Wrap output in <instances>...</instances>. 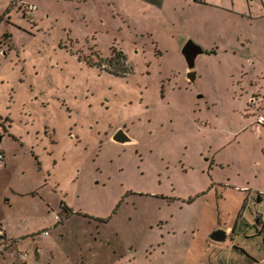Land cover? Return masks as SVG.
Wrapping results in <instances>:
<instances>
[{
	"label": "rangeland",
	"instance_id": "obj_1",
	"mask_svg": "<svg viewBox=\"0 0 264 264\" xmlns=\"http://www.w3.org/2000/svg\"><path fill=\"white\" fill-rule=\"evenodd\" d=\"M261 115L264 0H0V264H264Z\"/></svg>",
	"mask_w": 264,
	"mask_h": 264
},
{
	"label": "water",
	"instance_id": "obj_2",
	"mask_svg": "<svg viewBox=\"0 0 264 264\" xmlns=\"http://www.w3.org/2000/svg\"><path fill=\"white\" fill-rule=\"evenodd\" d=\"M181 53L187 64L189 72L187 73V78L191 83H194L197 79V72L195 71L196 59L199 55L204 53V49L201 45L197 44L193 40H188L182 47ZM113 140L120 144H125L130 142V138L123 130H119L113 137ZM228 236V231L222 228H218L214 231L210 238L215 242H223Z\"/></svg>",
	"mask_w": 264,
	"mask_h": 264
},
{
	"label": "trees",
	"instance_id": "obj_3",
	"mask_svg": "<svg viewBox=\"0 0 264 264\" xmlns=\"http://www.w3.org/2000/svg\"><path fill=\"white\" fill-rule=\"evenodd\" d=\"M196 3L200 2V0H194ZM79 60H82L81 57L79 56ZM85 62L87 63V65H89L90 67H93L95 64L91 61V60H85ZM106 62L109 64V66L111 67L109 69V67H105V71L111 73L112 75H115L117 77H124L127 76L128 74L131 73V69L127 68L124 66L125 62H126V58L120 53L116 54L115 56H113L111 59L106 60ZM117 66H121V70L118 69ZM107 68V69H106ZM172 200V199H170ZM192 199L188 201V204L192 203ZM119 206V205H118ZM117 206V207H118ZM117 207L115 210H117ZM63 211L65 210L66 212H70V209L67 208L65 205H63ZM111 218H97V220H100L102 222H108Z\"/></svg>",
	"mask_w": 264,
	"mask_h": 264
},
{
	"label": "built area",
	"instance_id": "obj_4",
	"mask_svg": "<svg viewBox=\"0 0 264 264\" xmlns=\"http://www.w3.org/2000/svg\"><path fill=\"white\" fill-rule=\"evenodd\" d=\"M32 9H36L33 7ZM258 122L264 125V115L259 116ZM5 161V155L0 152V165Z\"/></svg>",
	"mask_w": 264,
	"mask_h": 264
},
{
	"label": "flooded vegetation",
	"instance_id": "obj_5",
	"mask_svg": "<svg viewBox=\"0 0 264 264\" xmlns=\"http://www.w3.org/2000/svg\"><path fill=\"white\" fill-rule=\"evenodd\" d=\"M194 42H195V41H194ZM197 44H198V43H197ZM203 54H206V55H215L216 52L213 51V50H212V51L204 50V53H203ZM182 56H183V55H182ZM183 58H184V57H183ZM197 58H198V57H197ZM196 60H197V59H196ZM195 66H196V65H195ZM197 78H198V75H197ZM196 80H197V79H196ZM189 81H190V80H189ZM190 83H191V82H190ZM119 130H122V129H119ZM119 130H118V131H119ZM118 131H117V132H118ZM117 132H116V133H117ZM124 132H125V131H124ZM116 133H115V134H116ZM126 134H127V133H126ZM127 136H128V135H127ZM113 137H114V136H113ZM128 137H129V136H128ZM130 142H131V139H130ZM130 142H128V143H130ZM125 144H126V143H125Z\"/></svg>",
	"mask_w": 264,
	"mask_h": 264
}]
</instances>
